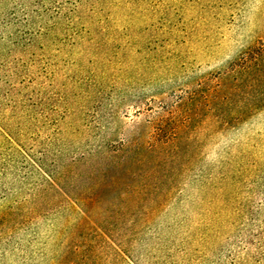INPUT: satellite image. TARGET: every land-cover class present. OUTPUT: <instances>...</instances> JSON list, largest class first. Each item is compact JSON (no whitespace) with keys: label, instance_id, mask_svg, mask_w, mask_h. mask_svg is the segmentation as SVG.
<instances>
[{"label":"rangeland","instance_id":"1","mask_svg":"<svg viewBox=\"0 0 264 264\" xmlns=\"http://www.w3.org/2000/svg\"><path fill=\"white\" fill-rule=\"evenodd\" d=\"M128 13L125 39L110 55L47 58L45 99L34 97L43 103L45 124L41 139L32 138L31 151L49 161L61 148L67 170L61 189L75 195L90 171L104 170L101 151L94 146L99 141L142 143L158 119L176 117L178 111L186 127L172 140L141 147L145 158L120 169L119 182L89 216L71 211L64 199H39L32 189L33 176L27 186L16 182L11 207L19 212L0 218V264H127L125 220L107 212L121 190L143 187L139 202L165 200L172 206L167 214L171 217L177 205L195 199L194 190L209 173H219L214 168L219 160L229 157L233 164L243 158L247 165H257L258 175L264 177V160L259 158L264 155V109L206 139L205 127L195 136L196 122L191 119L194 93L217 89L221 96L238 85L231 72L236 65L264 58V0H133ZM53 73L62 77L56 83L65 85L58 86L65 97L59 104L50 83ZM261 77L263 90L264 71ZM236 89L241 98L242 89ZM55 105L71 109L59 120L65 130L56 136L50 121ZM41 108L36 104L34 110ZM198 118H205L203 110ZM90 122L98 127H89ZM169 135L166 131L165 137ZM83 153L89 156L72 170L82 179H75L68 160ZM31 195L36 197L29 200ZM33 209L39 213H28Z\"/></svg>","mask_w":264,"mask_h":264},{"label":"trees","instance_id":"2","mask_svg":"<svg viewBox=\"0 0 264 264\" xmlns=\"http://www.w3.org/2000/svg\"><path fill=\"white\" fill-rule=\"evenodd\" d=\"M132 5L133 0H0V218L19 212L11 207L14 185L27 186L31 176L37 180L31 185L39 199H64L71 211L89 216L103 194L119 182L120 169L145 158L139 153L141 147L152 146L150 141L172 140L177 130L186 127L187 121L180 117L183 112L178 111L176 117L158 119L143 144L133 139L99 141L94 146L101 151L104 170L90 171L75 195L61 189L67 173L61 148L48 161L29 147L34 136L41 139L39 132L45 124L43 103L38 104L34 97L38 95L40 102L45 99L47 58L110 55L115 44L125 39L124 24ZM263 71L264 58L251 57L231 70L238 83L234 89L221 96L217 89L194 93L191 119L196 122L195 136L202 133L200 126L206 128V139L262 111L264 89L259 88ZM52 77L53 95L59 104L65 99L59 87L65 85L56 83L62 78L58 73ZM236 88L243 90L241 98ZM36 104L42 107L38 111L34 110ZM202 110L203 120L198 118ZM52 112L55 136L61 135L65 127L59 120L69 116L71 109L55 105ZM93 122L89 127L95 129L98 126ZM88 156L83 153L68 160L75 179L81 175L72 172L73 166ZM259 158L264 160V155ZM232 162L229 157L219 160L214 167L219 173H209L194 190L195 199L177 205L171 217L167 214L172 206L165 200L139 202L143 187L121 190L118 202L108 205L107 212L125 220L127 264H264V177L258 175L257 165H247L243 158ZM32 212L39 213L28 211Z\"/></svg>","mask_w":264,"mask_h":264}]
</instances>
